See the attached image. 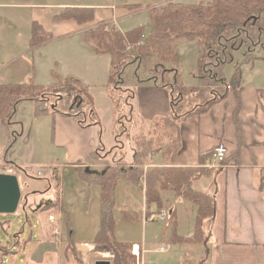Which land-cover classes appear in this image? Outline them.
I'll use <instances>...</instances> for the list:
<instances>
[{
  "label": "crops",
  "instance_id": "1",
  "mask_svg": "<svg viewBox=\"0 0 264 264\" xmlns=\"http://www.w3.org/2000/svg\"><path fill=\"white\" fill-rule=\"evenodd\" d=\"M168 2L196 4L197 0H163L155 4L150 2L142 3L159 6ZM2 5L8 6V1L2 3ZM38 6H42V4L34 2L29 7L27 5V8ZM71 6L103 7L99 4L81 3ZM109 7L114 9L115 5ZM126 10L129 13L125 17L145 12L150 16L151 21L149 7L136 11ZM100 20L112 23L123 32L128 31L120 27L119 17H113L111 20L100 18ZM4 35L5 37L2 39L6 42L10 33L4 32ZM2 39L0 38V41ZM183 41L180 40L177 46ZM50 42L32 49L29 48L22 52L25 56L23 54L17 55V53L15 54L9 49L1 50L0 56L4 59L0 58V79L9 81L18 79L23 73L24 75L27 74L30 68L25 59H30L31 55L33 59L34 52L44 50L47 46L53 44ZM21 46L27 47V43H22ZM76 50L83 62L82 66L80 68H65L60 74L61 77L72 76L79 79L93 94L99 90L104 91L107 94L105 105L112 112L113 120V115H116V106L105 87V81L109 77L111 69V55L108 53L97 54L87 43L77 45ZM99 62L102 64L101 71L98 67ZM192 65L194 75L191 74L190 78L193 84L189 83L186 78L183 81L187 85L190 84L189 86H196L198 85V77L195 72L198 68L199 60L196 66L195 61H193ZM247 67L250 68V71L247 74L241 73L242 82L237 92L231 89L226 90L222 97H218L217 100L208 105L205 112L199 115L197 124L191 121H181L179 123L181 148L177 153L175 166L201 167L203 170H209L211 168L206 166L208 161L207 154L211 153L219 143H224L228 148V158L225 166L213 169L208 176H203L194 183V187L197 190L208 192L214 197V215L204 224L205 237L207 236L210 241L209 251L207 252L209 264H264V189L261 187L262 169H264V66H260L258 61L252 59V61L247 63ZM8 69L14 70V72L19 69V72L15 75H10L6 72ZM212 95L217 97L216 94ZM45 102L47 103V101ZM172 102L173 95L170 88L159 85L153 80L141 81L136 84L133 98H127L121 109H119L121 117L116 116L118 117L117 121L121 123L119 118H125L127 122H130L135 118V120H140L141 126L146 127V130H148L154 121L172 116ZM48 103L41 105L34 101H25L18 106V116L15 110L16 113L14 112L11 118L12 121L16 116L15 121L9 122V130H14L13 127L10 128L13 123L15 127L19 126L22 129L20 134H18L19 132L15 133V131L13 133L18 137H24L23 140L30 145L32 144L30 140L31 130L25 133L26 124L25 121H21L24 116L20 114V109L24 106L33 108V112L37 115V111L40 112V110L42 111L46 108L47 111L44 115L36 116V124H41V122L45 124L48 118L52 120L54 125L52 130L44 129L43 131L41 129L40 131L45 133V138L48 136L47 148L51 150L53 155L49 158V164H43L49 168L47 173L41 175L38 172L37 176L42 178L30 176L33 184L29 185L27 191L23 192L22 190V196H27L26 200L23 198L21 200L23 206L25 205L26 207L28 204L30 207H34L33 210L35 212L42 213L40 216L41 230L39 231V236H37L38 239L34 242H27L25 244L26 247L18 252L15 250L16 248L11 249L0 244V264H67L69 257L58 250L55 242H53L52 232L48 229L51 215L54 216V222L57 221L61 224L66 212L65 210L63 211L62 207L43 210L56 196H58L59 202L60 200L62 201L64 185L62 184L60 187V182H63L65 165L72 163L76 167L86 168L89 172L90 168H94L92 166L101 167L98 169H106L108 166L118 165L120 169H124L125 167L123 166L131 167L134 162V153L128 139L130 132L125 133L126 129H124L113 133L114 128L119 127L120 124L109 131V135L105 139L103 138L104 143H102L101 138L105 135V131L104 133L102 132L100 125L82 124L74 116L65 112H56L55 108L52 107L54 103L51 105ZM56 105L58 106V104ZM236 116L242 127L241 143L237 135ZM112 134L111 138L110 135ZM16 135L15 138H17ZM126 139L129 142V148L125 145ZM10 141V136H8L6 147H8ZM121 149L123 153L120 151ZM90 154L95 155L96 158H90ZM55 156L58 157L57 160ZM204 156H206V159H204ZM63 158L67 162L62 163L60 160ZM82 158L90 159V162H82ZM113 159L114 162H112ZM155 166H169V164L162 160L161 155L153 154L149 156L144 169ZM11 168L13 169L12 173H14L15 166ZM3 169L5 168L0 166V172ZM56 171L59 176L57 191L53 184L54 172ZM25 172L27 173V171ZM122 184L133 187L135 193L132 194L135 197H132V199L136 198L139 201V198H141L143 205L142 216L147 213L144 179L142 178L140 185H136L129 181L126 176L121 175L118 178L115 190V198L117 199L119 198V185ZM51 193H53L52 197L50 196ZM127 199H130L129 196H127ZM40 200L41 202H38ZM36 201L42 204L38 205ZM150 211L151 213L156 212L155 205L150 207ZM178 233L184 235L180 230ZM138 243L142 244V242ZM175 245L179 246L181 244ZM76 248L79 251V244H76ZM81 260L84 264L86 263L83 258ZM97 260H100V258ZM97 260H95L94 264ZM76 262L79 263L78 261Z\"/></svg>",
  "mask_w": 264,
  "mask_h": 264
},
{
  "label": "trees",
  "instance_id": "2",
  "mask_svg": "<svg viewBox=\"0 0 264 264\" xmlns=\"http://www.w3.org/2000/svg\"><path fill=\"white\" fill-rule=\"evenodd\" d=\"M142 7L141 4L124 5V8L130 11H136ZM68 19L74 20L78 25L93 22L95 20V8L67 6L53 16L55 23ZM263 33L264 0H210L209 2L202 0L198 4L168 2L151 9V21L147 27H135L123 32L119 29H107V25L101 23L96 29L85 32L86 43L95 53L111 55L108 85L110 90H107L115 103L116 116L125 100L133 98L136 84L141 81H156L159 85L170 88L173 95L172 116L160 118L153 123L154 127L163 129L164 133L166 132L168 135L169 141L163 148L160 145H155L152 137L144 133L138 137L139 143L137 140H133L135 152L131 167L120 169L118 165L108 166L104 173L93 176V179L87 178L88 175L81 171V176L84 179L97 183L100 188V228L92 243L96 253L111 255L113 264H134L130 252L134 243L121 242L115 236L113 207L117 181L121 175L126 176L129 181L136 185H140L142 178H144L147 215L150 207L155 205L158 211L166 209V221H175L177 208L168 198L169 192H173L177 201H187L195 205L197 209L192 234L180 235L178 226H176L177 222H175L170 238L174 243L201 242L204 240V224L214 215V197L208 192L197 190L194 183L203 176H208L213 168L203 170L201 167L174 165L177 153L181 148L179 123L191 121L197 124L199 115L205 112L208 105L217 100L218 97H222L226 90L231 89L237 92L242 82L241 72L237 67L235 73L226 78L225 68L233 61L235 52L244 46L249 48L245 60L253 59L250 58L252 57L250 52L256 46L257 41L263 40ZM144 36L145 38H143ZM183 38L196 40L198 44L199 65L196 70L198 77V85L196 86L187 85L182 78L177 42ZM53 39L54 35L46 31L39 21H32L29 41L31 48L46 44ZM208 53L217 61L214 77H210L209 71L204 72L202 69L203 58ZM133 58L137 60V71H135L137 80L133 82L129 80L128 82L124 79V73L126 68L130 66V62L134 61ZM56 77L57 83L51 86L36 85L32 80L1 84L0 118L8 122L9 125L19 104L25 101H34L44 105L50 100L43 96L59 94V97L63 95V99L58 98L57 104L64 103L68 98L72 104L74 102L72 96L76 98V102L67 108L56 105V112H65L74 116L82 124L99 125L100 123L97 122L94 113V100L89 93V88L75 77ZM118 77L123 80L122 89H118L123 93L125 100L123 96H119L118 93L115 95L113 91L114 83L119 79ZM212 94H216L217 97ZM116 103L118 104L116 105ZM46 111V108L40 112L37 111V115H44ZM235 120L238 139L241 143L242 127L237 116ZM134 122L135 118L128 123L133 125ZM119 129L123 131L125 128L119 126ZM129 131V126H126L125 133H129ZM156 153H159L162 160L169 166L144 169L149 156ZM210 156L211 153L207 154L208 159ZM77 169H82V167H77ZM262 170L261 187L264 189V169ZM53 184L57 191L59 186L57 171L54 172ZM59 204L58 196H56L43 210L55 209ZM123 213L125 216L129 215L126 211ZM66 215L68 216V213ZM67 224L70 233L73 234L69 221ZM68 238L72 244L74 240L71 236Z\"/></svg>",
  "mask_w": 264,
  "mask_h": 264
},
{
  "label": "rangeland",
  "instance_id": "3",
  "mask_svg": "<svg viewBox=\"0 0 264 264\" xmlns=\"http://www.w3.org/2000/svg\"><path fill=\"white\" fill-rule=\"evenodd\" d=\"M7 1L8 6L2 5V3ZM158 1L163 0H0V38L2 39L5 37L4 32L10 33L6 42L3 41V39L0 41V51L9 49L15 54L17 53V55L23 54V56H25L22 52H25L29 48L32 49L29 46V41L31 38L30 24L33 20L39 21L46 31L51 32L54 35V40L50 42L53 44L47 46L44 50L34 52L33 59L32 55L30 56V59H25L30 68L27 74L24 75L23 73V75L18 79L9 81L0 79V85L4 83L29 82L32 80L36 85L49 86L52 83L57 82L58 79L56 76L61 77L60 74L65 68H80L82 66L81 64H83V62L79 57L76 46L87 42L85 39V32H88L91 29H96V27L101 23H105L107 25V29H117L112 23H108L104 20L99 21L100 18L111 20L113 17H119L120 27L126 30H130L134 28V26L147 27L150 22V16L147 13L143 12L141 14L125 17L129 11L124 8V5L141 4L143 5L141 9L150 8L151 15V9L156 7V5L153 6L152 4H144L142 2L155 4ZM201 1L202 0H197L196 4ZM203 1L209 2L210 0ZM34 2H39L42 6L27 8V5L29 7L34 4ZM76 3L99 4L103 7L78 6L95 8V20L93 22L78 25L71 19L61 21L60 23H55L53 21V16L60 13L65 7H67H63L62 5L71 6ZM111 5H115V8L112 9L109 7ZM17 18L19 19L18 21ZM143 38H145V36ZM180 40H184L178 45L182 78H186L189 83L193 84L190 75H194L192 71L193 61H195L196 66L197 61L199 60L198 44L196 40L185 38ZM22 43H27V47H22ZM248 49L249 48H247V46H244L235 52L233 61L225 68L226 78L231 77L235 73L237 67L241 73H249L250 68L247 67V63L252 61V59L245 60L246 56H248ZM250 55H252L250 58H253L254 61H258L260 66H264V35L263 40L256 42V46L251 50ZM205 56L203 58L204 63L202 64V69L204 72L210 70L215 76L214 68L217 61L216 59L214 60L209 53L206 57ZM1 57L2 56H0V58ZM136 61V58L134 61H131L129 64L130 66L125 70L124 79L128 82L129 80L130 82L137 80L135 76V71H137ZM98 67L101 71L102 64L100 62L98 63ZM6 72L10 75H15L19 72V69L15 72L14 70L8 69ZM119 79L116 83H114L115 88L113 91L115 95L118 93V95L123 96V99L125 100L123 93L118 89L122 87L121 83L123 81L122 79ZM108 85L109 77L106 78L105 87L110 90V86ZM89 93L92 95L94 100L93 109L97 117V122L100 123L99 125L102 128V132L104 133L105 131V135L101 138L102 143H104L103 138L105 139V137L109 135V131L112 128L118 126L117 118L121 117V114L117 111L118 117L114 114L112 120V112H110L105 105L107 94L101 90L96 91L94 94L89 90ZM58 95L59 94H51L43 97L50 100L49 103L51 105L58 101ZM61 96L63 99V95ZM71 98L74 102H76V98H73V96ZM74 102H72V104H74ZM72 104L68 98L64 103L62 102L58 105H60V107L67 108V106H72ZM117 104L118 103H116V105ZM16 112L18 116V107L16 108ZM20 114L24 116L21 121H25V133L26 131L28 133V131L31 130L30 140L32 144H27L26 141L23 140L24 137H18L13 133V131H15V133L19 132L18 134H20L22 129L19 126L15 127L14 123L11 124L10 128L13 127L14 130L10 131L8 128V122L0 118V166L4 168H11L15 166L14 174L18 176L21 190L25 192L29 188V185L33 184L30 176L42 178L41 176H37V173L40 172L41 175H45L49 170V168L43 164H49V158L53 155V153H51V150H48L47 148L48 136L45 138V133L43 131L44 129L52 130L54 125L50 118L46 120L47 122L45 124L43 122H41V124H36L37 115L33 112V108L24 106L20 109ZM15 118L16 116L11 122H14ZM119 120H121V123L118 121L121 128L126 129V126H129L130 134L128 139L130 140V147L133 153L135 152V147L134 141L132 142V140H137L138 142V137H140L141 134L145 133L149 135V137H152L154 140V144L160 145L162 148L169 141L167 138L168 135H166V132L164 133V130L161 128L159 129L158 127H154L152 125L151 128L149 127L150 129L146 130V127H142L140 123L141 121L138 119L135 120L133 125H129L125 118H119ZM37 127H39L38 130ZM41 129H43V131H40ZM117 131L120 132L121 129L116 127L114 128L113 133ZM15 135L17 138H15ZM8 136H10L11 141L8 147H6ZM110 136L112 138L113 134ZM135 137L137 138L135 139ZM129 142L126 139L125 145L127 148H129ZM120 151L122 152V149ZM89 156L90 158H96L95 155L90 154ZM117 156L119 157V155ZM57 158L58 157H56V160ZM60 161L62 163L67 162L64 158ZM82 162L88 163L90 162V159L82 158ZM112 162H114V159ZM29 164H31L30 167H28ZM92 167L96 169L90 168V171L88 172L86 168L77 169V167L72 163L65 165V169H63V182H60V187L62 184L64 185V196L62 201L60 200L61 205L59 204L58 207H62L63 211L65 210V212H69V214L68 216L66 214L64 215L65 217L63 218L61 224L57 221H50V224H48V229L52 232L53 242H55L56 247L59 251L69 257L67 264H84L81 260L82 255L77 250L76 244L84 242L93 243L100 228V188L97 183L91 182L89 179H93V176L104 173L105 169H98L101 167L96 166ZM123 167L127 168L128 166ZM25 171H27V173ZM81 171H83L85 175H88L87 178L89 179H84L81 176ZM118 193L119 198H115V204L113 207V214L115 218V236L121 242H142L141 245L138 243L140 246L139 255L133 254V247L130 248L134 264H209L207 252L209 251L210 241L207 236L204 238L205 241H191L190 243H174L170 238V233L175 222H177L176 226H178V232L180 230L184 233V235L192 234L195 223L196 206L190 202L180 200L177 201L173 192H169L168 197L177 208V217L175 221H166L167 213L165 220L163 221L158 220V218L149 220L150 211L148 215L147 213H144L142 216V199L139 198V201L136 198H134V200L132 199V197H135L132 194L135 193L132 186L125 184L119 185ZM50 196L52 197L53 193H51ZM127 196H129L130 199H127ZM38 202H41V200ZM38 202L36 201L39 205L40 203ZM33 208L34 207H30V205L27 204L25 209H23V202L21 201L15 213H0L1 246L9 247L11 249L16 248L15 250L18 252L19 250L22 251V248L26 247L25 244H27V242H34L38 239L37 236H39V231L41 230L40 216L42 213L35 212ZM123 211H126L129 215L125 216ZM156 212L160 213L162 211L156 210ZM68 221L69 224H71L70 226L71 230H73V234H71L68 229ZM70 236L74 240L72 244H70V240L68 238ZM161 244H170L171 248L161 252L159 250ZM175 244L181 245L176 246ZM108 256L109 255L105 253H96L93 251L88 254L85 264H94L95 260L99 258L103 259ZM109 257L112 259L111 255Z\"/></svg>",
  "mask_w": 264,
  "mask_h": 264
},
{
  "label": "built area",
  "instance_id": "4",
  "mask_svg": "<svg viewBox=\"0 0 264 264\" xmlns=\"http://www.w3.org/2000/svg\"><path fill=\"white\" fill-rule=\"evenodd\" d=\"M208 71L210 73V77H214L212 72L210 70H208ZM227 158H228V148L226 147V145L224 143H219L212 150L211 156L208 159V161L206 162V166L210 167V168H215V169L222 168L225 166ZM2 172L12 173L13 169L8 167V168L3 169ZM161 211L162 212H160V213L152 212L149 220H153V219H157V218H158V220H161V221L165 220L167 212L165 209H163ZM49 219H50V221H54V216L51 215L49 217ZM136 246H138L137 249H136ZM168 248H171L170 244H161L159 250L161 252H164ZM139 249H140L139 244L138 243L134 244L133 248H132L133 254L139 255ZM93 251H94V246L92 243L84 242V243L79 244V252L82 255L83 260H86L88 254L92 253ZM100 260H109L110 263L113 264V261L110 257H105V258L100 259Z\"/></svg>",
  "mask_w": 264,
  "mask_h": 264
},
{
  "label": "water",
  "instance_id": "5",
  "mask_svg": "<svg viewBox=\"0 0 264 264\" xmlns=\"http://www.w3.org/2000/svg\"><path fill=\"white\" fill-rule=\"evenodd\" d=\"M62 96L59 97L61 99ZM56 101L52 107L56 108ZM22 196V190L18 176L14 173L0 172V213L13 214L17 211ZM25 209V205L23 206ZM95 264H111L109 260H98Z\"/></svg>",
  "mask_w": 264,
  "mask_h": 264
},
{
  "label": "bare ground",
  "instance_id": "6",
  "mask_svg": "<svg viewBox=\"0 0 264 264\" xmlns=\"http://www.w3.org/2000/svg\"><path fill=\"white\" fill-rule=\"evenodd\" d=\"M138 246H136V249H137Z\"/></svg>",
  "mask_w": 264,
  "mask_h": 264
}]
</instances>
